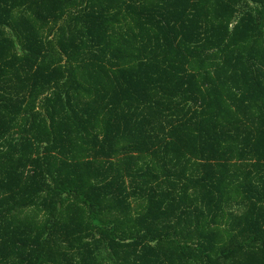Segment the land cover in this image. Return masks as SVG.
<instances>
[{
	"label": "trees",
	"instance_id": "1",
	"mask_svg": "<svg viewBox=\"0 0 264 264\" xmlns=\"http://www.w3.org/2000/svg\"><path fill=\"white\" fill-rule=\"evenodd\" d=\"M0 264H264V0H0Z\"/></svg>",
	"mask_w": 264,
	"mask_h": 264
}]
</instances>
